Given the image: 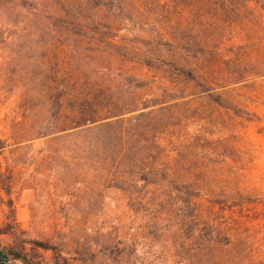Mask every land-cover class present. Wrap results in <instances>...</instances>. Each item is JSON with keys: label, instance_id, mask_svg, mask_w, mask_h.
Wrapping results in <instances>:
<instances>
[{"label": "rangeland", "instance_id": "374dc122", "mask_svg": "<svg viewBox=\"0 0 264 264\" xmlns=\"http://www.w3.org/2000/svg\"><path fill=\"white\" fill-rule=\"evenodd\" d=\"M23 241L7 264H264V0H0Z\"/></svg>", "mask_w": 264, "mask_h": 264}, {"label": "trees", "instance_id": "16d2710c", "mask_svg": "<svg viewBox=\"0 0 264 264\" xmlns=\"http://www.w3.org/2000/svg\"><path fill=\"white\" fill-rule=\"evenodd\" d=\"M179 73H181L182 75H185L187 76V78H195V74L193 73L192 70L190 69H184L182 67H179ZM145 104V103H144ZM146 107V105H145ZM126 112L124 113H118V114H114V115H123L125 114ZM113 115H109V116H99L97 115L96 117H93V118H90V119H87L86 120H83L80 122V125L84 126L88 123H92V122H96L98 120H105L109 117H112ZM102 126H106V125H109L111 123H108L107 122H102L101 123ZM25 241H23L20 245L21 246H12L9 248V250H5V248H0V264H7L9 263L11 257H14V258H17V259H24L25 255H23V247H24V244Z\"/></svg>", "mask_w": 264, "mask_h": 264}]
</instances>
